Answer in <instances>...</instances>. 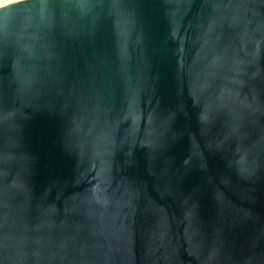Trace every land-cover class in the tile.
I'll return each mask as SVG.
<instances>
[{"label": "water", "instance_id": "obj_1", "mask_svg": "<svg viewBox=\"0 0 264 264\" xmlns=\"http://www.w3.org/2000/svg\"><path fill=\"white\" fill-rule=\"evenodd\" d=\"M0 264H264V0L0 3Z\"/></svg>", "mask_w": 264, "mask_h": 264}, {"label": "bare ground", "instance_id": "obj_2", "mask_svg": "<svg viewBox=\"0 0 264 264\" xmlns=\"http://www.w3.org/2000/svg\"><path fill=\"white\" fill-rule=\"evenodd\" d=\"M6 1H9V0H0V3L6 2Z\"/></svg>", "mask_w": 264, "mask_h": 264}]
</instances>
